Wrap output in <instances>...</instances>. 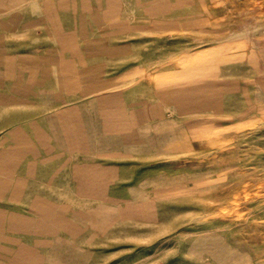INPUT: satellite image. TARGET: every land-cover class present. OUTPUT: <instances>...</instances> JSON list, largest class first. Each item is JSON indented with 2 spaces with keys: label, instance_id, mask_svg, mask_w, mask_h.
Returning a JSON list of instances; mask_svg holds the SVG:
<instances>
[{
  "label": "rangeland",
  "instance_id": "1",
  "mask_svg": "<svg viewBox=\"0 0 264 264\" xmlns=\"http://www.w3.org/2000/svg\"><path fill=\"white\" fill-rule=\"evenodd\" d=\"M0 264H264V0H0Z\"/></svg>",
  "mask_w": 264,
  "mask_h": 264
}]
</instances>
